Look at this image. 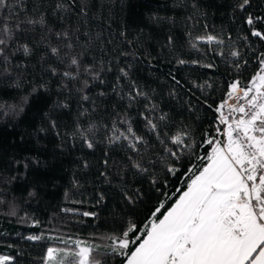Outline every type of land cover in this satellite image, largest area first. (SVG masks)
<instances>
[{
    "label": "trees",
    "instance_id": "16d2710c",
    "mask_svg": "<svg viewBox=\"0 0 264 264\" xmlns=\"http://www.w3.org/2000/svg\"><path fill=\"white\" fill-rule=\"evenodd\" d=\"M242 3L7 0L0 18L11 17L13 36L0 45V255L43 264L48 247L71 237L99 246L96 258L106 264H123L110 237L129 223L142 228L162 202L158 217L171 207L188 168L208 151L199 146L205 134L217 135L215 109L227 85H246L259 69L264 40L246 19L264 18V0ZM255 27L264 32V20ZM208 35L218 42L197 39ZM129 124L142 137L138 151L124 139L110 142ZM178 131L193 147L173 162L165 148L177 150L169 138ZM137 161L147 172L133 167ZM169 165L179 171L168 173Z\"/></svg>",
    "mask_w": 264,
    "mask_h": 264
},
{
    "label": "snow or ice",
    "instance_id": "6c2138e0",
    "mask_svg": "<svg viewBox=\"0 0 264 264\" xmlns=\"http://www.w3.org/2000/svg\"><path fill=\"white\" fill-rule=\"evenodd\" d=\"M248 3L249 0H243L240 7ZM5 7L11 5L7 0H0V9ZM10 19V16L0 18V45L6 46L13 36ZM262 20L249 15L246 23L253 26L252 36L264 40V32L255 27ZM15 27L19 29L20 24ZM197 39L218 42L211 35ZM23 51L28 54L30 49L25 45ZM3 52L4 48L0 47V54ZM52 52L56 54L57 49L53 48ZM231 55L240 53L233 51ZM258 63L259 69L246 85L242 86L239 80L227 85L225 97L215 109L223 131L217 127L216 136L205 134L199 146L207 145L208 151L204 156H197V163L188 168L185 187L177 190L171 207L158 217L157 213L164 207L162 202L142 228L137 230L135 223H129L121 235L110 237L109 250L123 257V264H264V53L260 54ZM71 64L78 65V60L72 58ZM63 75L71 77L72 73ZM97 77L98 74L93 79ZM27 100L25 97L22 103ZM146 126L154 132L159 127L151 119H147ZM126 131L127 134L114 135L110 142L124 139L132 150L138 151L137 144L142 137L136 136L130 124ZM187 136V132L178 131L169 138L178 146L175 151L165 148L173 162H178L183 152L193 147L185 142ZM85 142L88 148L93 147L91 141L85 139ZM133 167L147 172L139 161ZM178 171L174 166L167 167V172L173 175ZM42 238L28 237L30 240ZM59 242L65 246L48 247L43 264H106L105 260L96 258L99 246L71 237ZM12 260L10 255H0V264H11Z\"/></svg>",
    "mask_w": 264,
    "mask_h": 264
},
{
    "label": "built area",
    "instance_id": "2783aa9c",
    "mask_svg": "<svg viewBox=\"0 0 264 264\" xmlns=\"http://www.w3.org/2000/svg\"><path fill=\"white\" fill-rule=\"evenodd\" d=\"M230 102H232V101H230ZM220 126V129H221V132L223 131V125H219ZM219 138H221V139H223V137L222 136H220Z\"/></svg>",
    "mask_w": 264,
    "mask_h": 264
}]
</instances>
